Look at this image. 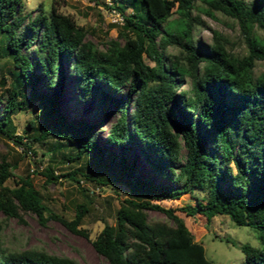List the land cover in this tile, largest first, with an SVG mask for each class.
Segmentation results:
<instances>
[{"label":"trees","instance_id":"1","mask_svg":"<svg viewBox=\"0 0 264 264\" xmlns=\"http://www.w3.org/2000/svg\"><path fill=\"white\" fill-rule=\"evenodd\" d=\"M139 2L144 19L134 7L125 13L113 1L123 24L99 48L87 38V28L54 0L46 10L39 4L34 14L24 12L23 0H0V58L11 66L8 84L4 75L0 81V134L24 154L32 152L31 143L49 136L75 148L64 161L107 154L104 167L122 176L128 191L114 210L113 224L104 223L90 241L107 264H214L181 218L154 202L184 193L192 195V203L179 208L186 216L223 215L251 228L258 245H239L243 264H264V74L255 72L256 63L264 61V38L257 33L264 32V0ZM199 6L205 15L219 13L237 24L240 53L216 30L211 29L210 43L194 34L205 25L194 13ZM172 15L175 23L168 21ZM68 78L77 101L106 104L99 121L105 126L102 137L89 122L68 119L61 111L58 97ZM32 105L44 112L40 125L34 128L28 120L33 133L14 135L10 115ZM125 152L131 154L128 163ZM7 154L0 152V214L22 222L23 214L32 213L40 223L56 220L88 239L79 227L87 202L76 203L70 219L49 212L27 175L6 183L14 177ZM136 157L157 174L156 182L135 177ZM42 174L45 183L59 177L49 167ZM60 176L77 187L80 180L105 184L87 171ZM146 210L160 211L167 220H149ZM0 264L79 263L42 249L0 246Z\"/></svg>","mask_w":264,"mask_h":264},{"label":"rangeland","instance_id":"2","mask_svg":"<svg viewBox=\"0 0 264 264\" xmlns=\"http://www.w3.org/2000/svg\"><path fill=\"white\" fill-rule=\"evenodd\" d=\"M58 9L69 14L76 23L87 28V38L92 40L99 48L101 43L116 36L120 25H112L104 9L105 0H98L95 4L92 0H54ZM250 1V0H245ZM51 0H23L24 12L34 14L41 4L43 9H48ZM103 2V4L101 3ZM115 3L125 11L130 12L134 7L136 13L145 18L141 11L139 0H115ZM198 14L205 24L203 27L194 29V34L203 42H211V29L223 34L227 40V47L234 53L242 51V41L237 24L219 13H213V17L205 15L200 6ZM176 16L172 15L168 21L175 23ZM264 38V32L257 31ZM168 51H173L171 47ZM146 63L152 62L145 58ZM10 64H3L0 58V81L1 75L5 76L4 86L8 84L7 71ZM255 72L264 74V61L256 63ZM61 94L58 97L60 109L68 119L85 120L94 127L95 133L102 137L105 134V126L99 125V121L106 111V104L97 105L90 99L77 101V89L72 78L65 79ZM1 92V84H0ZM2 103H0V107ZM44 112L39 111L35 105L25 110H20L10 115L9 129L14 135H31L33 130L27 129V121L34 122V128L38 127ZM24 141V139H22ZM63 142L53 137H47L42 142L31 143L30 153L24 154L21 146L0 134V152H8L7 160L14 166L13 178L6 183L13 185L17 177L27 175L33 186L39 191L43 203L49 212L70 219L76 203L87 202L88 211L83 216L80 228L87 232L88 239L71 233L56 220L48 219L40 223L32 213H25L23 221L15 218H4L0 214V246L8 251H18L27 248L42 249L50 254L67 256L76 260L79 264H107V262L95 253L90 241L100 231L104 223L113 224L114 210L119 205V200L127 196V182L115 170L109 172L104 167L103 158L89 153L83 154L74 161H64L65 156L75 152L74 147L60 146ZM59 146V147H58ZM115 153H119L113 148ZM126 162L130 160V153L125 152ZM50 168L54 175L59 176L56 182L45 183L42 174L44 168ZM134 175L137 178L148 179L156 182L157 174L151 171L147 164L136 157L133 162ZM87 171L96 178H100L104 185L101 187L95 182L82 181L79 187L76 183L60 175L68 171ZM80 187L88 192L86 197L80 193ZM58 191L60 194H58ZM163 208H171L173 213L181 218L185 226L191 231L194 239L201 243L207 259L214 264H243V254L239 245L247 243L257 246L258 242L254 231L243 225H236L227 216L217 215L210 220L195 215L186 216L179 210L185 204L192 203V195L182 194L173 200H156ZM149 220H167L166 216L157 210H146Z\"/></svg>","mask_w":264,"mask_h":264},{"label":"built area","instance_id":"3","mask_svg":"<svg viewBox=\"0 0 264 264\" xmlns=\"http://www.w3.org/2000/svg\"><path fill=\"white\" fill-rule=\"evenodd\" d=\"M113 1L114 0H105L104 2L105 12L109 18L110 23L115 24V25H122L124 15L114 6ZM27 153H30V152H27Z\"/></svg>","mask_w":264,"mask_h":264}]
</instances>
